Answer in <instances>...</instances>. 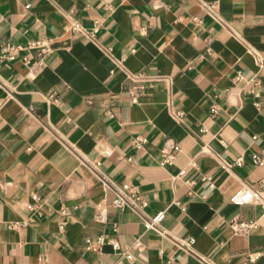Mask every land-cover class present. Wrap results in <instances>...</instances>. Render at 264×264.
I'll use <instances>...</instances> for the list:
<instances>
[{"label":"crops","instance_id":"1","mask_svg":"<svg viewBox=\"0 0 264 264\" xmlns=\"http://www.w3.org/2000/svg\"><path fill=\"white\" fill-rule=\"evenodd\" d=\"M204 1L216 15L199 0H0V49L50 47L0 68V264H203L181 248L186 238L218 264H264L262 206L231 201L264 179L253 161L264 158V0ZM75 21L97 22V41L73 32ZM140 73L149 78L135 104ZM100 177L139 186L148 205L111 206ZM162 211L147 229L143 218ZM100 235L133 258L110 243L88 250Z\"/></svg>","mask_w":264,"mask_h":264},{"label":"built area","instance_id":"2","mask_svg":"<svg viewBox=\"0 0 264 264\" xmlns=\"http://www.w3.org/2000/svg\"><path fill=\"white\" fill-rule=\"evenodd\" d=\"M202 6L211 14L216 15V9H217V2L208 3L204 0H199ZM27 8L30 7V5L26 6ZM71 29L75 33L83 34L87 39L92 41H97V37L99 34V25L96 22L92 27L88 28L79 21H75ZM27 48H36L40 49L41 54H46L50 47L45 43L41 41H34L29 44L28 47H22L21 45L7 42L2 45L0 49V68L5 62H13L17 60V57L20 53V51L25 50ZM101 49L104 54L112 55L114 50L110 46L101 45ZM133 82L135 83L133 90L129 92L133 103L139 104V94L138 90H145L146 89V82L148 81L149 76L145 73H140L136 75L130 76ZM242 74L239 72L238 74V80H241ZM254 95L256 97H259V94L255 91ZM220 114V104L215 102L211 105L209 116L210 118H216ZM111 116L114 114L110 113ZM176 117L180 120L183 117V113H176ZM146 143V139L143 136H137L133 139V144L136 148L142 149L144 148ZM176 149L179 150V147L176 146ZM174 156L172 154H164V163L170 164L172 163ZM253 161L255 164H264V158L260 157L258 155H255L253 158ZM243 164V158H239L235 163H226L223 165V168L225 169H231L235 165L241 166ZM97 165H100L99 162H97L96 165H91L93 167H96ZM100 181L105 186L107 191L109 192L111 196V206L120 209V210H131L133 212H139L140 210L144 209L148 203L145 199V196L139 186L130 184V183H123L118 184L112 180H110L107 177H100ZM193 184V182L190 183V185ZM212 186V184H211ZM259 189H254L249 186H244L242 189H240L232 198L231 201L238 205L243 204H249V203H259L263 210H264V196L262 192H264V179L260 182ZM36 199V196H33ZM31 209H34L32 206ZM66 211L63 210V213ZM97 217L103 221L107 222L109 219L108 209L105 202H102L98 205V213ZM166 217V211L159 212L154 217L147 219L143 218L144 224L147 229L151 228H157L159 224L164 220ZM256 222L250 223V224H238L237 230L240 232H248L254 227H256ZM64 229V227H62ZM105 243H110L114 250L118 251L120 255L125 256L128 259L133 258V254L128 252L127 250H121L120 242L113 237H110L109 235H100L97 236L96 239L88 238L86 240V248L88 250H100L101 247ZM181 248L187 250L188 252L194 254L197 256V258L203 263V264H218L215 262L211 257H208L204 254H198L195 253L192 248L194 245V239L192 238H186L181 243ZM262 254L261 251H255L248 255L247 261L249 263L255 262L259 256ZM167 264H174L172 261H169Z\"/></svg>","mask_w":264,"mask_h":264}]
</instances>
